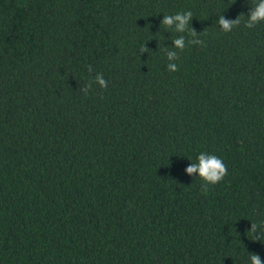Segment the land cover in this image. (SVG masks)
Segmentation results:
<instances>
[{
  "label": "trees",
  "instance_id": "trees-1",
  "mask_svg": "<svg viewBox=\"0 0 264 264\" xmlns=\"http://www.w3.org/2000/svg\"><path fill=\"white\" fill-rule=\"evenodd\" d=\"M253 7L0 0V264H264V228L249 231L264 224ZM188 11L183 32L161 23ZM201 152L227 165L207 193L186 171Z\"/></svg>",
  "mask_w": 264,
  "mask_h": 264
},
{
  "label": "clouds",
  "instance_id": "clouds-1",
  "mask_svg": "<svg viewBox=\"0 0 264 264\" xmlns=\"http://www.w3.org/2000/svg\"><path fill=\"white\" fill-rule=\"evenodd\" d=\"M253 2L254 7L250 10L248 20L245 22V27L247 28H254L260 22H264V0H258V2L257 0H253ZM191 17V11L179 12L174 15H165L161 23L165 26H170L174 23V21H178L177 30L183 32ZM218 22L222 25L225 32H230L234 27L240 24V19L237 17L235 20L226 21L222 16H220ZM174 43L177 47L183 49L184 37L181 36L180 38L175 39ZM141 50L144 51L146 49L142 47ZM168 57L169 59H172L174 57V53L169 52ZM88 67L90 68V65ZM167 69L170 72L179 70L177 65L171 63L167 65ZM95 79L101 88H107V82L102 75H98ZM197 159L199 160V163L191 165L186 169V171L188 174H192L194 172L199 173V177L205 181V183L201 185V191L203 193H207L209 185L219 183L227 175V165L218 156L206 152H201ZM261 228H264V224L258 225L257 223H252L249 231L255 234L258 229ZM254 240H259V237L257 236ZM250 264H262V261L257 253L251 254Z\"/></svg>",
  "mask_w": 264,
  "mask_h": 264
}]
</instances>
